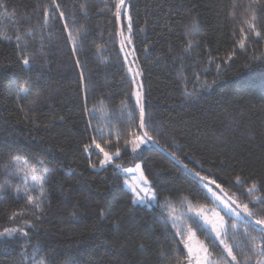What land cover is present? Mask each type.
<instances>
[{
    "label": "trees",
    "instance_id": "16d2710c",
    "mask_svg": "<svg viewBox=\"0 0 264 264\" xmlns=\"http://www.w3.org/2000/svg\"><path fill=\"white\" fill-rule=\"evenodd\" d=\"M52 2L0 0V232H28L0 237V264H186V250H176L179 238L164 217L183 211V197L213 204L183 164L216 178L264 218V205L250 202L264 197V0H128L124 33L145 89L147 130L159 141L135 153L125 141L141 134L131 97L140 83L114 17L117 0H56L75 21L69 28L81 33L76 55L66 43L64 21L44 25ZM193 17L196 26L189 31ZM251 23L262 38L250 31ZM25 81L39 96L17 99ZM95 144L110 154L119 148L121 155L101 167L103 153ZM12 157H20L15 167ZM138 162L158 194L156 205L132 204L123 169ZM27 165L51 170L43 215L27 204L26 186L27 195H40L23 179ZM237 176L246 179L243 187L234 183ZM253 183L258 190L250 197L246 189ZM165 200L170 208L163 207ZM21 210L24 215L9 218ZM224 216L229 225L235 222ZM188 224L214 257L222 256V248ZM243 231L228 242L247 252Z\"/></svg>",
    "mask_w": 264,
    "mask_h": 264
},
{
    "label": "snow or ice",
    "instance_id": "6c2138e0",
    "mask_svg": "<svg viewBox=\"0 0 264 264\" xmlns=\"http://www.w3.org/2000/svg\"><path fill=\"white\" fill-rule=\"evenodd\" d=\"M115 12L114 17L116 20H119L121 17L122 9L126 12L125 0H117L114 4ZM58 13V15H57ZM44 16V25H48L50 20L56 21H64L62 25V31L66 32L67 35L65 37L66 43L70 46V51L73 55L79 50L80 46V37L81 33L77 31L74 27L69 28V21L74 25L75 21L69 16L65 15V12L61 10V5L56 3V0H53L50 8H45L43 12ZM256 17L253 15V20ZM131 17L129 16V21ZM196 26V18L193 17L191 25L188 26L189 31L194 29ZM249 29L251 32L255 33L256 38H262V33L256 30L255 23L249 24ZM128 30L131 32V23L128 25ZM243 31V30H242ZM123 36V33H121ZM247 39V37H245ZM17 42L21 40L20 36L16 37ZM124 40L127 43H131V37H124ZM239 46L241 49L245 48V41L241 40L239 42ZM17 48L20 47V44L17 43ZM192 44L189 42L186 45L187 49H191ZM121 51H123V45L121 47ZM231 58V57H230ZM255 59L259 60L260 57H256ZM21 63L24 68H30V60L26 55L21 56ZM76 64L79 66V59L76 60ZM247 67V65H246ZM219 69V65L217 66ZM129 72H131V68H129ZM140 73L137 72L138 76ZM80 79L82 82H85V77L83 71L80 73ZM132 84L136 85L135 78L132 79ZM261 93L264 94V88H261ZM36 95L39 96V92H33L32 85L25 81V83L17 88V99H27L29 96ZM131 97H135V105L138 106V128L140 129L141 134L133 133L134 139L126 140L125 145H131L133 153L137 152L140 149L141 145H147L150 142L159 145L158 140H154L153 137L149 134L146 125V111L145 105L143 101V92L142 85L138 87H134L131 91ZM85 107L84 110L89 111L87 108L88 96L87 89L85 88L84 95ZM91 115V113H90ZM129 119L134 120L135 117L131 112L128 113ZM96 148L100 149V152L103 153V159L100 160L101 167L110 164L113 162L114 157H119L121 155L119 148L116 149L115 153H109L105 151L104 148L100 146V144H95ZM87 150V146H86ZM169 155L175 157V153H169ZM20 159V157H12L10 164L12 167L16 166V162ZM42 163V162H40ZM183 168L192 173V175L199 182V187L196 189L202 198L206 201H211L213 207L209 208L207 204H193V201L188 199V197H183L182 202L186 205L185 211H183L180 215H173L169 212L165 217V221L171 222V227L174 229L173 237L179 238L177 240V251L186 250V264H217L215 260L212 259V253L209 251V245L205 244L203 241L197 240V246L193 247L192 241L196 238V232L193 231L192 226H189L188 221H191V224L194 225L197 229L202 231V234L209 241L212 247L222 248V261L223 264H249L252 260V257H257L256 264H264V218H261L257 212L253 211L249 208V204L240 203L238 198H234L229 195L225 189L222 187L221 183H218L216 178H210L208 175H201L200 172L195 171L194 169H189L187 164L182 165ZM95 167V165H92ZM120 165H116V168H120ZM51 170L48 168L39 169L35 165H28L23 179L27 181L30 177L33 182V187L40 188V195L38 197H33L31 195H27L28 187L26 186L24 191L27 198V204L34 210L33 214L39 212L43 215V204L47 197L44 194L43 187L47 182V175ZM123 171L125 173L137 172L139 173V186H131L132 193V204L140 205V204H150L151 202H159L158 194L154 191L152 181L148 178L144 173V169L141 164L137 163L135 168H124ZM19 175V174H18ZM234 183L240 187H243L246 183V179H241V177L237 176L235 178ZM258 190L257 185L253 183L251 187L246 189V194L248 196H253V194ZM17 194L19 193V188L15 190ZM4 199L3 192H0V200ZM254 207L258 205H264V197L256 196L252 201ZM163 207L170 208V201L165 200ZM223 212L224 215L234 219V223L228 225L227 221H225L224 216L220 213ZM24 211L21 210L19 212L13 213L10 216V219H14L17 215H24ZM74 216L75 213L73 212ZM101 213V218H102ZM37 219L40 218L39 215L36 216ZM27 222V221H25ZM243 227V235L247 239L248 251H244L241 246L237 243H228L229 239H234L235 233H237L240 228ZM229 228L233 233L232 236L229 235ZM251 228L252 232H256L257 235H252L249 231ZM17 232H19L22 236L27 237L28 232L24 231L21 228H5L2 232H0V237H13ZM179 245H183V248H179ZM142 247V245H141ZM234 249H241L237 254ZM251 253L249 255L248 253ZM42 264V262H41Z\"/></svg>",
    "mask_w": 264,
    "mask_h": 264
},
{
    "label": "rangeland",
    "instance_id": "374dc122",
    "mask_svg": "<svg viewBox=\"0 0 264 264\" xmlns=\"http://www.w3.org/2000/svg\"><path fill=\"white\" fill-rule=\"evenodd\" d=\"M128 58V57H127ZM129 60V59H128ZM115 158V157H114ZM113 161H114V159H113ZM139 164H141V162H138ZM137 164V163H136ZM135 164V165H136ZM135 165H133V166H130V167H126V168H135ZM28 166V165H27ZM141 166H142V164H141ZM26 168L27 167H23V171L25 172V170H26ZM124 172V171H123ZM124 174H125V176H126V184H127V187L129 188V189H131V186H139V173H137V172H131V173H125L124 172ZM29 182H30V184L31 185H33V182L31 181V179H30V177H29ZM155 191V190H154ZM156 203L157 202H151L149 205H156ZM183 211H185V209H186V207H185V205L183 206ZM172 212V214L173 215H180L183 211H181V212H177V210H171ZM221 215H223L224 216V213L223 212H221L220 213ZM224 219H225V221H227V219L225 218V216H224ZM170 224H171V222L170 221H168ZM227 223H228V221H227ZM228 225H229V223H228ZM193 231H195V230H193ZM197 240H199V241H202V240H200L197 236H196V238L195 239H193V241L191 242L192 243V245H193V247H196L197 246ZM229 243V242H228ZM210 251V250H209ZM222 257V256H221ZM221 257H218V256H213L212 255V259L213 260H215L216 262H217V264H223V261H222V259H221Z\"/></svg>",
    "mask_w": 264,
    "mask_h": 264
},
{
    "label": "water",
    "instance_id": "95a60500",
    "mask_svg": "<svg viewBox=\"0 0 264 264\" xmlns=\"http://www.w3.org/2000/svg\"><path fill=\"white\" fill-rule=\"evenodd\" d=\"M127 2H128V0H125V5H127ZM124 14H125V10L122 9L121 17H120V19H119V24H120V28H121V33H123L122 40H123V43H124V47H125V49H126V52H127L128 56H129V58L131 59V61H132V63H133V66H134V69H135V71H136V73H137V72H138L137 66H136V64L134 63L133 58H132V56H131V53H130V51H129V49H128L127 41L124 40V37H126V36H125V33H124V28H123V16H124ZM137 77H138V81H139L140 85H142L143 101H144V105H145V89H144V86H143V84H142V80H141V78H140V75H138ZM152 144L155 145V143H152Z\"/></svg>",
    "mask_w": 264,
    "mask_h": 264
}]
</instances>
